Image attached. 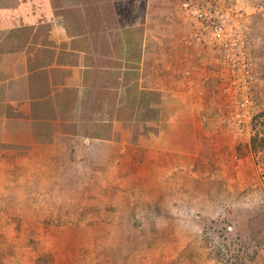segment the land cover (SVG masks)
<instances>
[{
	"label": "crops",
	"instance_id": "0c3cea01",
	"mask_svg": "<svg viewBox=\"0 0 264 264\" xmlns=\"http://www.w3.org/2000/svg\"><path fill=\"white\" fill-rule=\"evenodd\" d=\"M185 2L0 0L1 207L17 200L23 204L19 216L37 221L41 212L31 196L43 197L33 193L49 189L48 181L27 179L26 167L31 162L41 175L49 165H38L39 159L69 157L71 141L81 144L76 156L88 139L89 148L109 144L107 156L116 164L118 158H139L147 177L172 174L177 184L160 188L161 196L180 192V176L192 172L200 155L228 162L231 141L214 140L211 131L224 112L219 88L228 70L219 50L186 45L194 18L182 11ZM256 72L255 95L264 101V70ZM89 94L100 106L86 119ZM90 123L99 128L98 137L85 136ZM245 166L243 160L237 169ZM5 252L0 241V264H9Z\"/></svg>",
	"mask_w": 264,
	"mask_h": 264
},
{
	"label": "rangeland",
	"instance_id": "374dc122",
	"mask_svg": "<svg viewBox=\"0 0 264 264\" xmlns=\"http://www.w3.org/2000/svg\"><path fill=\"white\" fill-rule=\"evenodd\" d=\"M206 1L185 3L200 8ZM214 5L238 12L250 31L254 70L263 73L264 17L259 7H264V0H217ZM138 9L141 12L139 4ZM229 75L230 71L219 88L225 98L224 112L211 127L212 139L219 135L218 139L231 141L228 162L219 164L221 157L200 155L192 172L180 176V192L173 196L171 190L161 196L160 188L177 184L172 174L166 180L160 173L147 177L139 158H118L116 164L107 156L109 144L89 148L88 139L83 143L86 150L76 156L81 144L71 141L69 157L39 159L38 165L44 166L45 161L51 170L45 167L40 175L30 161L26 167L27 179L47 177L48 181L49 189L33 190L43 197L31 196L41 212L37 221L19 216L23 204L17 200L1 207L0 197V232L5 237L0 241L9 264H264V150L246 151L244 146L261 128L259 124L255 128L254 118L264 112V101L255 95L257 82L252 96L258 108L250 124L240 133L224 124L223 119L233 116L228 103L234 95L222 93ZM86 126L85 136L93 137ZM137 128L131 127L135 136ZM70 130L77 133L78 127ZM243 160L246 166L237 169ZM237 170L245 172L238 176Z\"/></svg>",
	"mask_w": 264,
	"mask_h": 264
},
{
	"label": "built area",
	"instance_id": "2783aa9c",
	"mask_svg": "<svg viewBox=\"0 0 264 264\" xmlns=\"http://www.w3.org/2000/svg\"><path fill=\"white\" fill-rule=\"evenodd\" d=\"M217 0H208L206 5L198 8L191 3H184L182 11L193 15L194 24L191 33L185 38L189 47H205L219 50L224 67L230 71L229 84L222 93L234 95L229 100L232 118L222 120L224 124L234 127L240 133L250 124L258 102L253 95L257 83L254 70V57L250 31L238 12L226 7L214 5ZM264 17V7H259Z\"/></svg>",
	"mask_w": 264,
	"mask_h": 264
},
{
	"label": "trees",
	"instance_id": "16d2710c",
	"mask_svg": "<svg viewBox=\"0 0 264 264\" xmlns=\"http://www.w3.org/2000/svg\"><path fill=\"white\" fill-rule=\"evenodd\" d=\"M121 48V47H120ZM119 50H121L120 53H127V51H125L124 47L121 48ZM91 95V94H89ZM93 96H96V94H94ZM92 95L88 98L90 99L89 100V103H88V106H89V111H86L87 113V118L88 119L89 117L93 116V109L96 106H100V103L98 102V100L96 98H94ZM89 113V115H88ZM97 116V114L94 116V118ZM254 122H255V128L258 127V124L261 126V128L258 130L255 131V134L251 137V140H250V143L248 144H245L244 146L245 147V150L246 151H253V152H260V151H263L264 150V112L260 113L259 115L255 116L254 118ZM87 125V124H86ZM87 130L93 132V137L97 136L98 137V129H96V126L93 125V123H90L88 124L87 126ZM261 130V131H260ZM241 146H238L237 149L238 150H242ZM73 149V148H72Z\"/></svg>",
	"mask_w": 264,
	"mask_h": 264
}]
</instances>
